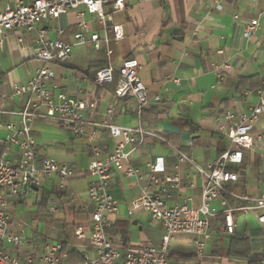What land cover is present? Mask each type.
I'll return each mask as SVG.
<instances>
[{"label":"crops","instance_id":"0c3cea01","mask_svg":"<svg viewBox=\"0 0 264 264\" xmlns=\"http://www.w3.org/2000/svg\"><path fill=\"white\" fill-rule=\"evenodd\" d=\"M112 1V0H111ZM121 11H112L109 3L104 7L109 24H119L123 37L119 41L101 43L105 52L93 49L90 45L74 46L64 61H51L47 64L54 71L49 88L53 94L66 92L72 97L95 101L92 111L83 115V134L76 135L54 118H37L31 122L35 138V148L39 156L54 159L72 167L77 173L66 179L47 177L39 187L27 197H10L8 208L9 223L15 230L19 222L25 223L26 241L18 248H10L11 254L24 257L32 250L40 253L45 240L66 241L81 256L90 250L87 240H77L73 231L78 225L87 226L93 210L87 191L94 178L87 172L91 159L90 148L99 146L104 155L112 152L114 141L104 128H97L90 139L92 123L98 122L108 106L114 109L110 120L121 126H142L174 144L185 152L197 165L206 166L227 147V139L218 132L215 116L226 111L249 113L251 105L257 101L256 89L261 87L264 72V18L249 38L244 35V26L264 9V0H124ZM3 0H0V11ZM83 9V8H82ZM85 18L94 17L85 13ZM75 11L61 15L56 23L45 22L50 26V37H55L56 27L64 29L62 39L71 40L76 29ZM92 31L102 35L101 26L95 22ZM108 35L113 33L108 27ZM0 46V111H18L24 95H15L12 87L26 81L37 68L45 65L34 57L36 34L33 31L13 29L5 31ZM107 48L112 53L107 56ZM125 58H135L140 67L138 75L145 86L146 103L138 114L139 103L135 96L116 97L117 84L94 82L95 73L102 63L113 66L114 76ZM177 81V82H176ZM245 91H250L244 94ZM264 97V90L262 93ZM19 121L14 114L0 113V139L6 131L4 123ZM253 134H264V112L253 123ZM247 155L242 151V163L237 167L238 180L231 188L239 195L249 197L264 193V138L254 141ZM0 144V157L7 160L16 158V148L10 147L3 155ZM163 157L165 172L170 173L177 166L181 177V187L168 189V204L187 202L198 206L201 203L202 177L187 162L177 163L175 152L165 142L153 136H145L143 143L122 161V166H133L142 175L141 180L127 177L124 169H111L108 177V193L117 201L115 211L108 213L111 226L106 230L109 240L116 246L158 248L164 235L162 224L150 217L144 210L128 214L129 202L141 191H155L147 173L146 164L155 157ZM50 194L44 205V194ZM230 206H241L246 201L228 197ZM54 205L56 212L49 207ZM213 205L219 208L218 202ZM256 211L234 212L235 231L226 234L222 217L211 219V228L221 224L227 237L244 235L250 240L264 243V225L256 220ZM249 228H245L246 223ZM65 226L66 228H62ZM242 228V229H240ZM68 235L69 237H67ZM191 236L195 247L196 235L174 234L167 244V258L170 264H217L211 262L213 255L197 252L183 254L170 245L176 238ZM209 241V242H210ZM207 247H211L210 243ZM204 247V249H205ZM196 251V248H195ZM260 251H262L260 249ZM172 253L178 254L174 258ZM259 253V252H258ZM253 252L241 264H264V259ZM208 260L201 261V258ZM185 258V259H184ZM69 261V260H68ZM237 260H225L222 264H233ZM70 262V261H69ZM220 264V263H219ZM238 264V263H237Z\"/></svg>","mask_w":264,"mask_h":264},{"label":"built area","instance_id":"2783aa9c","mask_svg":"<svg viewBox=\"0 0 264 264\" xmlns=\"http://www.w3.org/2000/svg\"><path fill=\"white\" fill-rule=\"evenodd\" d=\"M109 3L112 11H121L125 7L124 0H3L0 11V46L5 31H33L36 34L34 57L45 65L37 68L26 81L13 85V94L25 96L21 109L0 111L19 117L18 122L10 120L4 123L6 134L4 139H0V144L3 143L4 146L3 155L7 154L10 147L16 148L14 160L0 157V264H72L68 261V251L72 245L61 240H45L40 253L32 250L22 258L11 254L10 248H18L26 238L25 223L19 222L15 230L11 229L8 208L10 197L29 196L44 178L55 176L66 180L77 173L68 165L38 155L31 122L37 118H54L76 135L83 134L84 112L92 111L96 102L72 97L66 92L53 94L49 85L54 78V71L47 64L51 61H64L74 46L90 45L93 49H99L101 43L107 44L109 41L117 42L122 39V26L108 23L104 7ZM70 10L75 11L77 19L72 39H62L64 29L61 27L55 28V37L51 38L52 29L44 23H56L61 15ZM85 13L94 18L86 19ZM263 18L264 9L244 26L245 37L249 38L255 33ZM95 22L101 26L102 35L91 30L90 25ZM108 27L112 30V38L108 35ZM111 53V49L107 48V56ZM139 67L135 58H125L121 61L117 69L118 80L114 95L135 96L140 110L146 103V96L145 86L138 75ZM114 73L115 69L111 65L101 67L95 73L94 82L98 85L111 82ZM261 80V87L255 90L257 101L250 106L249 113L226 111L215 116L217 130L226 137L228 143L226 149L206 166L197 165L185 152L161 135L144 128L141 123L121 126L112 122L110 117L114 109L112 106L106 108L102 118L92 123L89 137L94 138L97 128H104L114 141V146L112 152L107 155H104L99 146L92 145L90 148L91 159L86 170L94 180L88 187L87 195L93 210L89 224L78 225L73 231L77 240H87L90 253H83L78 264H170L167 258V244L172 235L177 233L196 235L195 248L197 254L201 255L211 238V219L220 215L225 233L231 235L235 231L233 215L236 211H256L257 222L264 225V193L249 197L239 195L231 188L238 178L236 169L242 163V150L250 149L254 141L264 138V134L254 135L252 132L253 123L264 112V72ZM249 92L245 91L244 94ZM147 135L168 144L175 152L177 163H189L202 177L201 203L198 206L189 205L185 201L168 204V189L178 190L181 187V177L175 165L173 171L160 178L158 175L165 172L164 160L161 156L155 157L146 164V169L149 179L158 188L150 192L141 191L138 196L132 198L128 214L144 210L152 219L159 221L164 228L161 245L158 248L144 246L122 249L109 240L106 232L111 226L107 215L117 208V201L108 193V177L111 169L123 167L127 177H134L137 181L142 179L136 168L130 165L124 167L122 161L130 157ZM228 197L244 200L246 204L230 206ZM214 201L218 202L219 208L213 205ZM49 211L56 212L53 204Z\"/></svg>","mask_w":264,"mask_h":264},{"label":"rangeland","instance_id":"374dc122","mask_svg":"<svg viewBox=\"0 0 264 264\" xmlns=\"http://www.w3.org/2000/svg\"><path fill=\"white\" fill-rule=\"evenodd\" d=\"M243 154L247 155L248 151L246 149H243ZM251 226L250 223H246L245 228H249ZM242 229V228H240ZM219 233H223V226L220 224L219 227L215 230H213V228H211V234H212V240L209 242L211 247H207L209 244H207V246L205 247L203 254L204 255H213L214 259H211V262L217 263V264H222L225 260H237L236 262H234L233 264H241L243 263L241 258L238 257H231L227 254V249L229 248V244L230 241L227 239V237L224 236H220L219 237ZM173 236V235H172ZM170 245L174 248H176L177 250H179V252H181V256L183 254H192L195 251V247L193 244V240L191 236H186V238L184 239H179L176 238L174 241H171ZM178 255L175 253H172L171 256ZM185 259V258H184ZM208 259L206 258H201V261H206ZM209 261V260H208ZM173 263V261H170ZM169 262V263H170Z\"/></svg>","mask_w":264,"mask_h":264},{"label":"trees","instance_id":"16d2710c","mask_svg":"<svg viewBox=\"0 0 264 264\" xmlns=\"http://www.w3.org/2000/svg\"><path fill=\"white\" fill-rule=\"evenodd\" d=\"M99 52L103 51L105 52V49H97ZM107 65V62L102 63L101 65H99L101 67H104ZM97 69V70H98ZM115 81H117V77L114 76L113 80L109 83L113 84ZM144 114V110L143 108L140 109V117H142ZM237 175H238V171H237ZM238 180V178H237ZM50 200V194L49 193H45L44 194V198H43V204L46 205ZM62 228H66L65 226H62ZM67 237H69L68 235H66ZM66 244V241H63ZM67 248V247H66ZM260 249L262 251H260ZM253 252H259L258 254L262 256V258L264 259V243L263 242H257V241H253L250 240L249 237L244 236V235H236V236H232L230 239V244H229V248L227 249V254L231 257H238L241 259H248L250 257V255ZM68 260L70 261V263L72 264H78L81 260H82V256L81 254L75 250V249H70L68 251Z\"/></svg>","mask_w":264,"mask_h":264}]
</instances>
